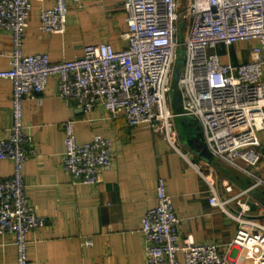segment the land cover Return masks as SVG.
Here are the masks:
<instances>
[{
	"label": "built area",
	"instance_id": "1",
	"mask_svg": "<svg viewBox=\"0 0 264 264\" xmlns=\"http://www.w3.org/2000/svg\"><path fill=\"white\" fill-rule=\"evenodd\" d=\"M0 0V30L11 36L9 67L0 70V81L11 84L12 124L0 137V161L12 164L10 177L0 179V236H11L15 264H29L28 235L46 227L47 220L29 203L23 182L24 165L32 154L25 134L23 103L44 92L49 79L56 80V95L75 103L84 114L102 108L112 118H123L130 129L147 125L175 151L176 117L195 118L212 158L248 177L260 159L264 131V0H122L126 32L122 46L89 45L73 60L51 63L46 53L24 52L32 2ZM39 10L40 30L46 35L66 32L69 3L86 0H51ZM253 42L247 63H223L210 51ZM182 59H179V57ZM180 111L167 103L177 62ZM75 122L60 128L64 151L60 163L74 184L95 186L101 173L112 168V143L93 136L78 144ZM208 204L236 222L232 240L221 248L216 243L196 244L191 236L180 238L165 181L154 189V206L144 212L140 233L145 264H235L236 253L254 264H264V222L225 210L208 180ZM257 180V185H263ZM231 192V188H225ZM247 192V191H246ZM244 192V193H246ZM90 246L91 241L83 242ZM181 255V260L179 259Z\"/></svg>",
	"mask_w": 264,
	"mask_h": 264
},
{
	"label": "crops",
	"instance_id": "2",
	"mask_svg": "<svg viewBox=\"0 0 264 264\" xmlns=\"http://www.w3.org/2000/svg\"><path fill=\"white\" fill-rule=\"evenodd\" d=\"M52 6L51 0L31 3L24 45L27 55L46 53L51 63H58L79 58L89 45L122 46L120 37L127 30L122 0L69 3L63 35H46L40 30L39 10ZM253 45L241 43L229 49L220 45L210 53L235 66L250 61ZM11 48L10 34L0 30V70L9 67ZM11 92L10 82L1 80L0 137L12 124ZM170 96V109L177 114L179 97L174 99L172 92ZM68 120L75 122L78 144L93 136L112 143V168L101 173V182L95 186L74 184L61 168L64 139L60 126ZM23 123L32 142L23 182L29 203L47 220L45 228L28 235L29 264H145L141 220L154 206L159 178L165 181L171 198L180 238L191 236L196 244L216 243L224 248L236 232V222L208 204L205 180L213 184L218 199L226 202V211L238 215L243 205L249 209L244 217L264 222V184L257 185V180L264 183V131L258 135L261 159L250 169L252 178L213 158L204 161L186 147L184 141L189 139L190 147L201 149L200 125L195 118L173 120L175 151L147 125L130 129L123 118L112 119L100 107L84 114L75 103L63 102L56 95L54 78L49 79L44 92L24 101ZM11 174L12 164L0 161V179ZM86 240L91 241L90 246L83 245ZM12 243L11 236H0V264H15ZM230 257L235 264H254L236 253Z\"/></svg>",
	"mask_w": 264,
	"mask_h": 264
},
{
	"label": "water",
	"instance_id": "3",
	"mask_svg": "<svg viewBox=\"0 0 264 264\" xmlns=\"http://www.w3.org/2000/svg\"><path fill=\"white\" fill-rule=\"evenodd\" d=\"M182 64V61L181 60H179L178 62H177V66L178 65H181ZM177 66L174 68V70H173V74H172V77H173V87H172V96L174 97V99H178V97H179V92H178V90H177V88H176V85H175V82L177 81V79H178V68H177ZM200 131H201V129H200ZM178 133H179V135L180 136H182V132H181V129L179 128L178 129ZM201 140H200V146H201V149H194V148H192V147H190V141H189V139L188 140H186V141H184V144L186 145V147L187 148H189L191 151H193L195 154H197L198 156H200V158H202V160H204V161H209V160H211V158H212V156H211V154L208 152V150H207V148H206V146H205V144H204V141H203V136H202V132H201ZM182 139V138H181Z\"/></svg>",
	"mask_w": 264,
	"mask_h": 264
},
{
	"label": "rangeland",
	"instance_id": "4",
	"mask_svg": "<svg viewBox=\"0 0 264 264\" xmlns=\"http://www.w3.org/2000/svg\"><path fill=\"white\" fill-rule=\"evenodd\" d=\"M179 59H182V57L180 56L179 57ZM167 103L169 104V106L171 105V96L170 97H168V101H167ZM237 173V172H236ZM235 173V174H236ZM237 174H239V173H237ZM246 176V175H245ZM261 187H262V185H260Z\"/></svg>",
	"mask_w": 264,
	"mask_h": 264
},
{
	"label": "trees",
	"instance_id": "5",
	"mask_svg": "<svg viewBox=\"0 0 264 264\" xmlns=\"http://www.w3.org/2000/svg\"><path fill=\"white\" fill-rule=\"evenodd\" d=\"M179 67H180V65L177 66V68H179Z\"/></svg>",
	"mask_w": 264,
	"mask_h": 264
}]
</instances>
